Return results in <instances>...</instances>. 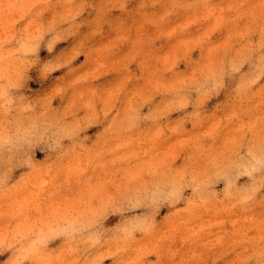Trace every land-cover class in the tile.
<instances>
[{"label":"rangeland","instance_id":"obj_1","mask_svg":"<svg viewBox=\"0 0 264 264\" xmlns=\"http://www.w3.org/2000/svg\"><path fill=\"white\" fill-rule=\"evenodd\" d=\"M0 264H264V0H0Z\"/></svg>","mask_w":264,"mask_h":264}]
</instances>
